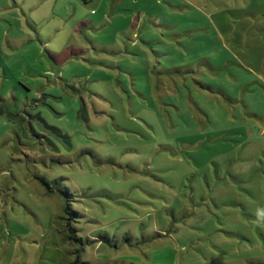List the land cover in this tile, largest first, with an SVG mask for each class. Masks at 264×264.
Segmentation results:
<instances>
[{
  "label": "rangeland",
  "instance_id": "obj_1",
  "mask_svg": "<svg viewBox=\"0 0 264 264\" xmlns=\"http://www.w3.org/2000/svg\"><path fill=\"white\" fill-rule=\"evenodd\" d=\"M82 244L264 264V0H0V264Z\"/></svg>",
  "mask_w": 264,
  "mask_h": 264
},
{
  "label": "trees",
  "instance_id": "obj_2",
  "mask_svg": "<svg viewBox=\"0 0 264 264\" xmlns=\"http://www.w3.org/2000/svg\"><path fill=\"white\" fill-rule=\"evenodd\" d=\"M53 183L57 185L59 181H55ZM45 185L47 186L49 192L51 193L54 192L52 186H50L46 182H45ZM57 190H58V193H60V195H62L63 198L65 199V214L68 216L67 218H65L66 228H67V233H68V240L74 243L81 242L82 240L77 237L78 230L74 226V223H76V220L81 219L83 216L79 212L73 211L71 208V203H73V200H74L72 198L76 196L72 194L68 189L63 190L61 187H58ZM83 245L84 244H82L81 248L75 249V252H74L75 261L72 264H87V263L80 261V254L83 250Z\"/></svg>",
  "mask_w": 264,
  "mask_h": 264
}]
</instances>
